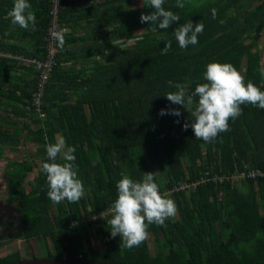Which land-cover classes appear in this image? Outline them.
I'll return each instance as SVG.
<instances>
[{"label": "trees", "instance_id": "trees-1", "mask_svg": "<svg viewBox=\"0 0 264 264\" xmlns=\"http://www.w3.org/2000/svg\"><path fill=\"white\" fill-rule=\"evenodd\" d=\"M29 2L36 25L25 30L8 15L14 0H0V159L6 148L35 146L28 159L10 161L6 170L7 202L15 203L22 238L44 242V256L26 260L264 264V176L249 175H264V109L242 105L229 131L204 142L191 127L183 128L194 119L195 105L187 110L165 97L176 90L170 80L186 84L189 92L206 82L211 62L231 63L264 91V55L256 51L264 33V0H184L182 9L176 0H165V10L180 17L168 29L141 23V14L154 11L148 0L133 9L132 0H58L57 51L44 83L41 68L26 60H48L44 38L52 0ZM189 21L202 22L204 31L198 44L182 49L174 31ZM168 42L171 49L162 54ZM173 109L181 115H172ZM57 136L76 146L86 189L77 203L54 204L47 196L42 165L49 162L46 145ZM34 160L39 171L27 189ZM148 172L161 174L156 182L162 192L205 174L223 177L194 192L169 193L178 213L166 226H149L152 254L146 240L122 247L107 224L122 174L140 181ZM237 173H244L239 181ZM92 233L103 238L102 251L93 247ZM19 260V252L0 257V263Z\"/></svg>", "mask_w": 264, "mask_h": 264}, {"label": "clouds", "instance_id": "clouds-1", "mask_svg": "<svg viewBox=\"0 0 264 264\" xmlns=\"http://www.w3.org/2000/svg\"><path fill=\"white\" fill-rule=\"evenodd\" d=\"M148 2L154 11L151 14H141V23L150 21L159 29H168L180 20L177 14L165 10V0ZM175 6L184 8V0H176ZM212 11L215 18L216 10ZM8 15L13 25L25 30H28L30 25L35 28L36 16L29 0H14V6ZM203 31L202 22L193 24L189 21L177 27L174 36L180 48L186 49L189 45L198 44V36ZM59 40L62 44V34ZM171 46V42L166 43L162 54H166ZM259 72L264 76V67H260ZM203 79L206 82L197 84L191 92L186 84L170 80L169 87L176 90L165 95L172 104L183 105L187 110L195 105L191 111L194 119L191 124L185 122L183 128L187 130L191 127L198 140L212 142L220 133L229 131V121H234L243 114L242 105L251 104L264 109V91L253 82H246L244 75L231 63H209ZM166 111L162 109L160 114L164 115ZM171 114L180 116L181 112L179 109H173ZM75 152L76 146H68L62 138L46 145L49 162L43 163L42 170L46 174L49 189L47 196L54 204L65 200L77 203L86 195L84 183L78 175ZM157 173H145L140 181L122 174L116 185L117 199L108 209L111 219L107 220V224L113 237H121L122 247L139 246L148 238L150 225L166 226V221L178 213L175 200L160 190L156 182ZM100 215L105 218V212Z\"/></svg>", "mask_w": 264, "mask_h": 264}, {"label": "rangeland", "instance_id": "rangeland-1", "mask_svg": "<svg viewBox=\"0 0 264 264\" xmlns=\"http://www.w3.org/2000/svg\"><path fill=\"white\" fill-rule=\"evenodd\" d=\"M142 0H132L130 8L140 7ZM256 51L263 57L264 55V33L260 40L258 41ZM1 114H4V108L0 110ZM61 139L59 136L56 140ZM35 151V146L27 142L24 145H19L16 151H9L5 149L2 158L0 159V257H3L9 253L19 252L20 257L24 260L29 259L30 256L42 257L44 253L42 249L44 248V242L42 240L28 242L21 236V228L19 226L17 209L15 203L7 202V191H6V181H7V164L10 161H21L22 159H28L30 154ZM34 165L33 172L27 176L25 180V187L28 189V182L38 174V163L39 160L32 161ZM155 171V170H154ZM157 177H161L158 172ZM240 184L239 182L237 183ZM198 186L197 188H199ZM191 190L194 192L197 190ZM176 217V216H175ZM149 250L151 254L153 253L152 235L149 233L146 239ZM91 243L96 250H103V238L99 235L92 233Z\"/></svg>", "mask_w": 264, "mask_h": 264}, {"label": "built area", "instance_id": "built-area-1", "mask_svg": "<svg viewBox=\"0 0 264 264\" xmlns=\"http://www.w3.org/2000/svg\"><path fill=\"white\" fill-rule=\"evenodd\" d=\"M58 6H59V2L58 0H52V7L50 8V15H51V21H50V26L48 29V33L47 36L44 38V41H46V46L48 48L47 50V57L48 60H45V62L43 61H39V60H26V64L29 63H34L37 69L42 70V81L41 83H44L47 75L46 73L48 71H50L51 68V60L52 57L56 54V47H55V41L58 38L59 35V31H58ZM41 96V93H37L34 101L36 104L39 103V98ZM251 177L258 175L263 177L264 175L262 173H260L259 171H253L252 173L249 174ZM244 177V173H237L236 178L242 179ZM221 179H223V177H209L207 174H205L204 176L200 177L198 180H195L193 182H182L180 183L178 186H174L171 190L169 191H165V193H172L173 191H191L196 189L198 186L205 184L206 182H213L215 180H217L218 182L221 181Z\"/></svg>", "mask_w": 264, "mask_h": 264}, {"label": "water", "instance_id": "water-1", "mask_svg": "<svg viewBox=\"0 0 264 264\" xmlns=\"http://www.w3.org/2000/svg\"><path fill=\"white\" fill-rule=\"evenodd\" d=\"M0 264H120L107 262H90V261H67V260H19L17 262H8Z\"/></svg>", "mask_w": 264, "mask_h": 264}, {"label": "crops", "instance_id": "crops-1", "mask_svg": "<svg viewBox=\"0 0 264 264\" xmlns=\"http://www.w3.org/2000/svg\"><path fill=\"white\" fill-rule=\"evenodd\" d=\"M85 1H88V4L92 3V0H85Z\"/></svg>", "mask_w": 264, "mask_h": 264}, {"label": "bare ground", "instance_id": "bare-ground-1", "mask_svg": "<svg viewBox=\"0 0 264 264\" xmlns=\"http://www.w3.org/2000/svg\"><path fill=\"white\" fill-rule=\"evenodd\" d=\"M174 194V193H173ZM171 196V195H170Z\"/></svg>", "mask_w": 264, "mask_h": 264}]
</instances>
